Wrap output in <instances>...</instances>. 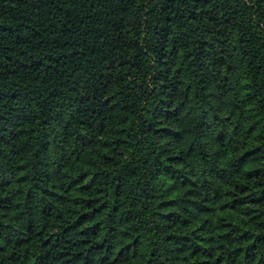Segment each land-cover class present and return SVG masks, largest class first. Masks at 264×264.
Segmentation results:
<instances>
[{"label":"trees","instance_id":"1","mask_svg":"<svg viewBox=\"0 0 264 264\" xmlns=\"http://www.w3.org/2000/svg\"><path fill=\"white\" fill-rule=\"evenodd\" d=\"M0 264H264V0H0Z\"/></svg>","mask_w":264,"mask_h":264}]
</instances>
